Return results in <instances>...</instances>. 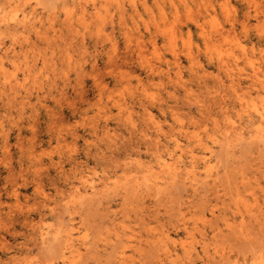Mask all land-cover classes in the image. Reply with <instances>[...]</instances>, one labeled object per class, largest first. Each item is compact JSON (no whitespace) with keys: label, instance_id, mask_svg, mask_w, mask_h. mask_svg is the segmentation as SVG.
Listing matches in <instances>:
<instances>
[{"label":"rangeland","instance_id":"1","mask_svg":"<svg viewBox=\"0 0 264 264\" xmlns=\"http://www.w3.org/2000/svg\"><path fill=\"white\" fill-rule=\"evenodd\" d=\"M38 1L0 0L42 18L0 29V264H264V143H213L260 123L264 0Z\"/></svg>","mask_w":264,"mask_h":264},{"label":"bare ground","instance_id":"2","mask_svg":"<svg viewBox=\"0 0 264 264\" xmlns=\"http://www.w3.org/2000/svg\"><path fill=\"white\" fill-rule=\"evenodd\" d=\"M17 1H20V0H17ZM26 1V0H24ZM40 1V0H39ZM38 1V2H39ZM68 1H71V4L74 6V7H78L80 8L81 12L82 13H86L88 11V4L90 2L93 3V8H95L94 10H96V7H95V0H68ZM102 1V0H101ZM104 3H105V0H103ZM8 2V1H7ZM36 2V1H35ZM11 3V2H10ZM15 3V2H14ZM28 3V2H27ZM26 3V4H27ZM103 3V7L106 6V4L104 5ZM43 4V3H42ZM3 5V4H2ZM24 5V4H23ZM64 5V4H62ZM14 6V5H13ZM16 6V4H15ZM18 6V5H17ZM25 6V5H24ZM39 6V5H38ZM101 6V7H102ZM65 7V6H64ZM67 7V6H66ZM13 9V8H12ZM65 10V8H63ZM74 9V8H73ZM101 9V8H99ZM105 9V8H104ZM5 10V11H4ZM3 11L0 12V29L2 27H5L7 30L13 26L14 30H22L23 33H25L27 30L29 29H35V30H38V22H41L42 21V18L39 17L38 13H37V8H31L30 10H26L25 8H23L21 11H19V9L17 8L14 9V10H11L13 11L12 13L9 11L8 12V9L5 8ZM72 10V8L70 9ZM98 10V9H97ZM90 11V10H89ZM95 12V11H94ZM98 12H100L98 10ZM104 12V11H103ZM10 13V15L8 14ZM68 19L71 18L70 16V13L73 14L72 12L68 11ZM96 13V12H95ZM88 14V13H87ZM102 14V13H101ZM104 14V13H103ZM83 15V14H82ZM86 15V14H85ZM94 15V14H93ZM51 16V15H50ZM97 16V15H96ZM105 16V14L103 15ZM98 17V16H97ZM66 18V17H65ZM87 18V17H86ZM99 18H101V15H99ZM99 18H97L99 20ZM103 18V17H102ZM49 20V19H48ZM67 21V19L65 20ZM78 21V20H77ZM81 21V20H80ZM79 21V22H80ZM83 21V20H82ZM79 22H76V23H79ZM84 22V21H83ZM70 23H71V19H70ZM82 23V22H81ZM43 24V23H42ZM80 24V23H79ZM84 24V23H83ZM83 24H80L82 26H84ZM165 24V23H164ZM78 25V24H77ZM79 25V26H80ZM55 26V25H54ZM72 26V25H71ZM87 25H85L86 27ZM156 26V25H155ZM74 27V26H73ZM72 27V29H73ZM84 27V28H85ZM172 27V26H171ZM53 28V27H51ZM5 29V30H6ZM72 32H74L75 30V27H74V30H72ZM218 29V28H217ZM4 30V31H5ZM222 30V29H221ZM70 31V32H71ZM77 31H79L77 29ZM41 32V31H40ZM175 32V31H174ZM10 33V32H9ZM46 33V32H45ZM165 33V32H164ZM219 35H221V31L218 30L217 32ZM225 33V32H224ZM20 34V33H19ZM169 34V33H168ZM167 35V34H166ZM177 37V36H176ZM215 37V36H214ZM217 39V38H216ZM219 40V39H218ZM217 40V41H218ZM140 50V49H139ZM175 51V50H174ZM141 52V51H140ZM8 52H2V48H1V42H0V68L4 70V62H3V59H4V54H7ZM139 54V53H138ZM142 54V53H140ZM139 54V55H140ZM141 56V55H140ZM178 56V55H177ZM223 59L220 57L219 58V63L222 62ZM222 64V63H221ZM223 65V64H222ZM222 67V66H220ZM224 68V67H223ZM258 75V74H257ZM263 107V106H262ZM256 116L260 118V123L259 125L256 123V128L253 129L252 131H250L248 133V136H246L245 132L243 131V127H239V129L236 128L235 129H232V128H227L223 131H220V133H218L217 136L214 137L213 139V143L214 145L216 144L220 149L222 148V150H226V152H229L227 150H231V149H235L236 147H238V145H241L242 142L244 140H249V141H252V142H258V141H262L264 143V110L263 111H260V110H256ZM228 119V118H227ZM249 121V124L253 126V124L255 125V121H254V117L252 115H248V119ZM231 123V121H229ZM232 124V123H231ZM233 125V124H232ZM235 126V125H234ZM219 130V129H218ZM213 154H214V150L211 151ZM225 152V153H226ZM212 154V155H213ZM229 154V153H228ZM228 156V155H227ZM211 158V157H210ZM210 158H207V156H204L202 158L203 160V165H202V169L204 170L205 174L207 175V180H208V177H211V172L212 170L214 169L213 165H211V162H210ZM160 165L161 167L167 171L169 173V179L170 181L169 182H173V183H176L178 180H182V182L184 183V185H186L188 188H193L195 186V184H198L202 181V178H201V172H202V169H201V164L198 163L196 160H195V156L192 157V161L190 162V164H184L183 166L181 165H178V164H175V165H171L169 164L167 161H163V162H160ZM216 165V163H215ZM150 175V174H149ZM218 175V174H216ZM156 176V175H155ZM146 177V176H145ZM152 178V177H151ZM155 179V178H154ZM213 181V180H212ZM207 182V181H206ZM180 183V182H179ZM155 184V188H158L159 185L157 182L154 183ZM181 184V183H180ZM144 185V183H143ZM199 189V188H198ZM133 190V189H132ZM136 192V191H135ZM236 207H238L236 205ZM238 209V208H237ZM262 215V214H261ZM70 227V226H69ZM48 233V232H47ZM58 234V233H57ZM72 232L69 231L68 232V235H67V241H66V247H65V251L63 252V256H64V260H66L69 256L68 254H72L74 252V245H73V237H72ZM57 238H58V235H57ZM66 238V237H65ZM165 239H170V236L168 234L165 235V237H163ZM64 239V238H63ZM42 240V239H41ZM53 240V239H52ZM61 241V239H60ZM164 241V240H163ZM55 242V240H54ZM64 242V241H63ZM44 243V242H43ZM62 244V243H61ZM45 245V244H44ZM79 250V249H78ZM165 251V253L167 254L168 256V259H170L172 257V255L170 254V251H168V249H163ZM189 256H192V252L190 250H187ZM218 253V251L216 252ZM215 253V254H216ZM61 254V253H60ZM210 255V254H209ZM208 255V256H209ZM214 257V256H213ZM254 258V257H253ZM257 259H261L262 261H264V251L261 250L259 251V254L257 255ZM245 264H247V259H245ZM258 262V261H257Z\"/></svg>","mask_w":264,"mask_h":264}]
</instances>
